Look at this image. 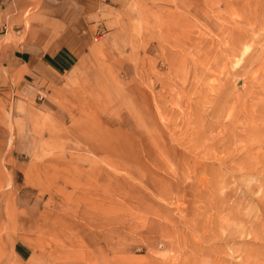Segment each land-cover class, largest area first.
<instances>
[{
  "label": "rangeland",
  "instance_id": "rangeland-1",
  "mask_svg": "<svg viewBox=\"0 0 264 264\" xmlns=\"http://www.w3.org/2000/svg\"><path fill=\"white\" fill-rule=\"evenodd\" d=\"M70 40L0 94V264H264V0H97Z\"/></svg>",
  "mask_w": 264,
  "mask_h": 264
},
{
  "label": "crops",
  "instance_id": "crops-1",
  "mask_svg": "<svg viewBox=\"0 0 264 264\" xmlns=\"http://www.w3.org/2000/svg\"><path fill=\"white\" fill-rule=\"evenodd\" d=\"M97 0H0V94L45 96L78 61L70 37Z\"/></svg>",
  "mask_w": 264,
  "mask_h": 264
},
{
  "label": "bare ground",
  "instance_id": "bare-ground-1",
  "mask_svg": "<svg viewBox=\"0 0 264 264\" xmlns=\"http://www.w3.org/2000/svg\"><path fill=\"white\" fill-rule=\"evenodd\" d=\"M248 133V132H247ZM252 134V133H251ZM250 138V137H249ZM261 141V140H260ZM249 147V146H248ZM251 147V146H250ZM243 148V147H242ZM249 149V148H248ZM245 151V150H244ZM252 237V236H251Z\"/></svg>",
  "mask_w": 264,
  "mask_h": 264
}]
</instances>
